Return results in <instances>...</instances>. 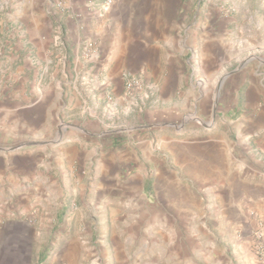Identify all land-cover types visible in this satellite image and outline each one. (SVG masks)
Segmentation results:
<instances>
[{"label":"crops","instance_id":"1","mask_svg":"<svg viewBox=\"0 0 264 264\" xmlns=\"http://www.w3.org/2000/svg\"><path fill=\"white\" fill-rule=\"evenodd\" d=\"M66 1L58 53L48 36L54 24H29L28 64L14 76L34 95L24 105L0 103V264H225L212 246L207 255L205 245L180 238L214 235L195 230L205 219L225 222L220 235L238 236L228 224L242 220L248 206L256 211V177H264V56L240 62L229 77L235 60L224 34L206 30L193 61L204 75H197L182 62L181 24L156 22L150 0L127 18L118 0L107 12L106 0ZM241 38L243 50L264 54V24H250ZM126 76L140 78L142 89L177 111L210 103L202 91L222 81L218 116L210 130L161 127L150 134L147 125L146 134L100 153L93 131L108 114L104 98L113 93L122 110ZM70 112L83 118L76 136L54 127ZM175 114L158 109L157 125L168 126ZM149 172L157 173L155 198Z\"/></svg>","mask_w":264,"mask_h":264},{"label":"rangeland","instance_id":"2","mask_svg":"<svg viewBox=\"0 0 264 264\" xmlns=\"http://www.w3.org/2000/svg\"><path fill=\"white\" fill-rule=\"evenodd\" d=\"M139 2L140 0H118L123 16L127 18L130 13L135 16L140 6ZM150 4L156 11V22L158 19L167 24H181L184 42L182 62L188 60L194 67V74L204 75L201 69L193 64V61L196 55L197 57L199 55L198 52L203 42L201 37H205L206 30L208 32L211 30L214 36L216 33L224 34V42L235 60L233 66L225 70L227 71L225 74L229 77L242 68L239 66L240 62L254 63L264 56L253 48L243 50L246 46L241 38L244 31L249 29L250 24H264V0H150ZM66 6V0H0V103L4 101L8 105L17 103L24 105L27 103L26 98L34 95L25 91V87L20 86L21 79L14 76L16 67L28 64L29 51L25 41L30 36L29 24H33V27L37 24L41 27L40 29H44L41 24H54L49 28L48 36L52 39V52L58 53V50L64 48L63 37L59 32L60 24H66ZM79 6L82 8V4ZM72 7L76 9V2ZM205 24L212 25L209 26L210 29H206ZM184 32L191 33L194 37L186 38ZM185 45L188 48L194 47V52L187 53ZM231 70L236 71L231 74ZM131 79L142 82L140 78L126 76L125 91H127L126 83ZM199 79L202 81L201 78ZM221 83L222 81L214 79L210 87L213 90L208 93L202 91V95L211 99L210 103H202L201 107L187 106L179 111L169 102L162 106L158 100L160 94L151 90L127 91L129 95L127 104L123 105V109L119 112L117 108L120 100L116 102L113 93L106 95L104 102L108 105V114L102 117L98 129L93 131L95 147L100 153L107 151L112 147L109 143L113 141L118 144L128 139V136L139 137L146 134L147 125L150 134L156 133L161 127H169L170 130L176 132H184L189 127L200 129V126L202 130H210L209 124L213 123L212 119L216 118L219 113L215 102L222 95L220 89H217V85ZM35 100L34 98L32 101ZM158 109L159 113L168 114L169 117L172 113H178L175 114L178 119L173 120L168 126H158L157 123H160L156 118ZM68 119L75 122L69 123ZM76 120L81 121L83 118L75 112L72 114L70 112L64 119L62 116L56 118L54 127L59 133L67 135L73 132L75 135L83 132L82 123L78 124ZM153 145H156L155 142ZM153 160H156V154ZM81 173L82 176L85 175ZM148 176L151 187L150 197L155 198L158 191L155 188L157 173L149 172ZM256 178V211L252 209V206H248L246 216H243L242 220L228 224V228L238 229V236L220 235V229L223 226L226 227L225 222L205 219L204 222H199L195 230L206 232L210 230L214 235L197 236L194 239L184 234L180 238L181 242L189 245V241L192 240L197 245H205L208 249L207 255H210V250L212 253V246L214 259L221 261L223 258L225 264H264V177L259 175ZM87 194L84 192L83 196Z\"/></svg>","mask_w":264,"mask_h":264},{"label":"built area","instance_id":"3","mask_svg":"<svg viewBox=\"0 0 264 264\" xmlns=\"http://www.w3.org/2000/svg\"><path fill=\"white\" fill-rule=\"evenodd\" d=\"M114 5V0H106L105 3L102 6V10L104 12H107L112 6ZM93 45L88 46V50L86 52V57L91 58V49ZM90 49V50H89ZM143 83L136 79H131L126 83V89L128 92H133L138 89H142ZM213 124H209V127L211 128Z\"/></svg>","mask_w":264,"mask_h":264}]
</instances>
